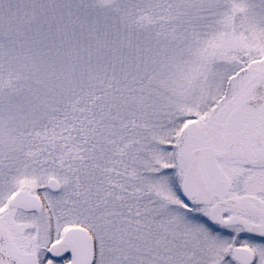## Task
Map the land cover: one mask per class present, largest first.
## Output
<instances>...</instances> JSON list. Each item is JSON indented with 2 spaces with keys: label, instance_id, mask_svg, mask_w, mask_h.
<instances>
[{
  "label": "snow or ice",
  "instance_id": "6c2138e0",
  "mask_svg": "<svg viewBox=\"0 0 264 264\" xmlns=\"http://www.w3.org/2000/svg\"><path fill=\"white\" fill-rule=\"evenodd\" d=\"M0 264H264V0H0Z\"/></svg>",
  "mask_w": 264,
  "mask_h": 264
}]
</instances>
